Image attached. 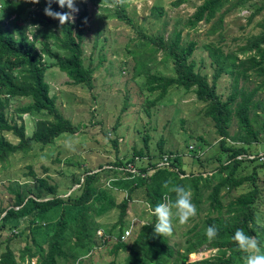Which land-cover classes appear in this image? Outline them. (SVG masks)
Segmentation results:
<instances>
[{
    "label": "trees",
    "instance_id": "16d2710c",
    "mask_svg": "<svg viewBox=\"0 0 264 264\" xmlns=\"http://www.w3.org/2000/svg\"><path fill=\"white\" fill-rule=\"evenodd\" d=\"M182 1L174 0L173 4L177 5ZM250 1L252 0H204L187 20V25L192 27L200 21H211V29L215 31L222 25L227 10L247 6ZM263 6L264 3L255 10L258 11ZM44 7L45 0H39L35 4L30 0H0V159L15 151L30 149L36 143H51L56 137L76 132L83 126L71 122L59 112L54 97L49 94V84L44 79L48 64H43L35 44L37 37L50 40L63 54L51 51L48 46L42 47L41 53L53 58L58 69L72 82L84 83L90 87L93 70L83 64L81 49L88 14L85 8H81L71 23L65 22L61 25L55 18L43 13ZM51 8L53 11H67L54 2ZM154 12L161 14L162 10L155 6ZM23 13H26L31 24L36 27V32L31 37L17 21ZM115 13L123 20H128L121 5H116ZM12 15H17V19L12 18L8 26L5 22ZM259 26L261 30L245 40L239 47V53L224 52L221 46L214 43L205 46L214 65L211 83L195 69L191 59L195 41L183 43L179 30H174L166 41L159 39L156 42L161 46L163 55L172 61L174 75L147 73L145 76L147 89L158 90L156 99H161L173 86L192 89L196 99L205 103L203 113L211 119L215 131L222 137L219 146L227 152L226 160L208 171L189 173L178 168L175 162L148 161L146 165L136 166V171L133 172L132 167L128 166L130 162H134L133 157L124 162L107 161L105 164H98L96 170H85L82 182L80 178L77 179V191L68 195H58L54 185L32 174L39 186L51 196L35 194L32 197L31 192H22L18 186L10 189L14 195L13 201L8 206L0 205V229L5 225L8 229L20 228L19 224L23 222L22 226L26 228L19 230L21 235L29 228L44 227L43 242L39 243L32 237L33 248L25 244L18 255L6 246L0 251V264H59L61 260H71L70 264H76L81 261V255L87 254L89 257V251L110 245L111 230L114 227L116 234L110 253L116 254L118 250H122L123 256H113L106 264H245L244 257L247 254L235 247L231 238L237 228L255 237L264 253V220H259L256 208L259 186L255 182L254 173L238 175L242 161L254 160L258 154L250 157L245 145H231L226 142V137L230 136L232 116L236 118L239 130L245 135L244 144L250 143L251 138L254 141L258 139L250 114L258 108L264 110L263 99L255 98L260 92L264 93V18ZM226 73L231 76L233 90L226 98H222L215 91V81L220 74ZM251 75L258 78L256 86L246 89L237 86L239 78ZM16 96L31 99L29 103L16 108L19 115L45 112L49 116L47 119H37L30 135L25 133L22 122L11 123L6 116L5 109L9 98ZM154 101L155 99L149 103L153 104ZM262 130L264 132V122ZM4 131L11 132L17 142L7 140L3 135ZM143 147L147 149L146 136ZM140 150L136 151L135 156L143 155V150ZM112 172L119 175L117 178H123L113 182L115 188L109 183L103 185V178ZM244 182H248L251 187L224 204L221 191L224 188L229 191ZM174 185H181L190 192L197 215L204 207L206 209L196 224L184 233L185 240L181 250L177 242L170 241L174 237L173 229L167 235L154 233V215L150 221L138 220L135 228L132 226L136 222L130 223V234L125 237L124 233L130 225L128 216L140 211L133 199L143 198L144 204L148 203L152 210L155 204L175 198L169 191ZM138 190L140 193H137ZM46 197L48 199L42 200ZM102 197L107 198L109 209H118V219L109 230L102 228V232L97 234L100 225L93 213L101 204L99 201ZM206 203L207 206H204ZM60 205L58 217L49 220L48 214ZM5 210V214L1 216ZM208 225L217 228L216 237L211 240L205 236ZM98 237L101 244L95 242ZM204 243L216 247L215 254L188 261V255ZM32 258L35 259L34 262Z\"/></svg>",
    "mask_w": 264,
    "mask_h": 264
},
{
    "label": "rangeland",
    "instance_id": "374dc122",
    "mask_svg": "<svg viewBox=\"0 0 264 264\" xmlns=\"http://www.w3.org/2000/svg\"><path fill=\"white\" fill-rule=\"evenodd\" d=\"M173 1L74 0L77 11L73 14V20L81 8H85L88 14L81 49L83 64L93 70L90 87L84 83L72 82L58 69L53 58L43 55L41 49L44 46L58 54L63 52L55 48L50 40L45 41L37 37L36 50L41 54L43 64H48L44 79L49 84V94L54 97L59 112L65 118L83 126L76 132L56 137L51 143H36L30 149L15 151L0 159V205L12 204L14 195L10 189L17 186L22 192H31L30 195L51 196L39 186L32 174L54 185L58 195H64L77 191V179L80 178L82 182L85 170H96L98 164H105L107 161L124 162L133 157L134 162L128 164L133 172L136 171V166L146 165L148 161L175 162L178 168L189 173L208 171L226 160L227 152L219 146L222 137L215 131L211 119L204 115L205 103L196 99L192 89L173 86L161 99H156L158 90L147 89L145 76L147 73L174 75L172 61L163 55L161 46L156 42L159 39L166 41L174 30H179L183 43L195 41L191 59L195 69L205 75L211 83L214 65L205 46L214 43L221 46L224 52L239 53V47L245 40L261 30L259 24L264 18V6L258 11L255 9L263 4L264 0H252L247 6L227 10L222 25L215 31L211 29V21H200L192 27L187 25V20L204 0H183L177 5L173 4ZM117 4L121 5L128 20L116 15ZM155 6L162 10L161 14L154 12ZM16 16L12 15L5 24L9 26V21L12 18L17 19ZM17 21L25 28L29 37L36 32V27H33L26 13L21 14ZM258 82V78L251 75L239 78L237 86L252 88ZM232 90L231 76L227 73L220 74L215 81V91L222 98H226ZM255 98H262L264 101V93L260 92ZM153 99L154 103H149ZM30 101L29 97H10L5 109L11 123H23L27 135L33 131L37 119L49 118L45 112L21 115L16 112L17 107ZM250 115L257 141L251 138L250 143L244 144L245 135L239 130L236 118L232 116L229 125L230 136L226 137V142L231 145H245L250 157L258 154L254 160L242 161L238 175L254 173L255 182L259 186L257 216L263 221L264 110L255 109ZM3 135L12 143L17 142L11 132L4 131ZM145 136L146 150L143 147ZM139 150L143 155L135 156ZM114 173H109L103 178V185L109 183L116 187L113 182L123 178H117L119 175ZM250 187L248 182H244L229 191L224 188L221 191L223 203L227 204ZM140 198L133 199L140 211L128 216L129 224L136 222L132 228L136 227L138 220L150 221L153 217L148 203L144 204L145 200ZM164 201H167V198H164ZM99 202L101 204L93 213L100 225L97 234L102 232V228L109 230L118 219V209H109L106 197H102ZM204 206H207V203ZM60 207L61 205L57 206L48 214L49 220L58 217ZM172 211L174 237H171L170 241L177 242L181 250L185 240L184 233L196 224L206 209L204 207L199 215L195 213L184 223H179L175 209ZM22 225L23 222L19 224L20 228L8 229L5 225L0 229V251L8 246L18 255L25 244L33 248L32 237L39 243L43 242L44 227L29 228L19 235V230L26 228ZM115 234L116 227L111 230L110 245L89 251V257L87 254L81 255V261L76 264H106L113 256L122 258V250H118L116 254L110 253ZM95 242L101 244L100 238H96ZM215 252L216 247L204 243L188 255V261L207 258ZM31 260L34 262L35 259ZM70 262L61 260L59 264Z\"/></svg>",
    "mask_w": 264,
    "mask_h": 264
},
{
    "label": "clouds",
    "instance_id": "9594fccd",
    "mask_svg": "<svg viewBox=\"0 0 264 264\" xmlns=\"http://www.w3.org/2000/svg\"><path fill=\"white\" fill-rule=\"evenodd\" d=\"M31 3H38L39 0H30ZM55 3L58 7L66 8L67 11H53L51 4ZM43 13L49 17L55 18L59 24L73 21V14L77 11L74 0H45ZM34 27V26H33ZM33 30V29H32ZM174 194V199L168 202H160L152 207V214L156 217L153 225V231L159 235H167L172 231V209H175V216L179 223H184L189 217L195 214V206L191 202V194L185 187L174 185L169 189ZM217 228L214 225H208L205 228V236L211 240L216 237ZM235 247L247 255L244 257L245 264H264V253L261 252V246L255 237L237 228L232 235Z\"/></svg>",
    "mask_w": 264,
    "mask_h": 264
},
{
    "label": "built area",
    "instance_id": "2783aa9c",
    "mask_svg": "<svg viewBox=\"0 0 264 264\" xmlns=\"http://www.w3.org/2000/svg\"><path fill=\"white\" fill-rule=\"evenodd\" d=\"M131 224L129 225V227L126 229L125 233H124V236H128L129 233H130V230H131Z\"/></svg>",
    "mask_w": 264,
    "mask_h": 264
},
{
    "label": "water",
    "instance_id": "95a60500",
    "mask_svg": "<svg viewBox=\"0 0 264 264\" xmlns=\"http://www.w3.org/2000/svg\"><path fill=\"white\" fill-rule=\"evenodd\" d=\"M64 195H68V192L67 193H65ZM30 196H32L33 197V195H30ZM46 199H48L47 197L46 198H42V200H46ZM5 212H6V210L5 211H3V213L1 214V216L2 215H4L5 214Z\"/></svg>",
    "mask_w": 264,
    "mask_h": 264
}]
</instances>
